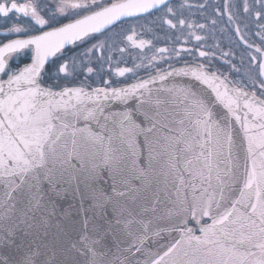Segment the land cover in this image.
Returning <instances> with one entry per match:
<instances>
[{
    "label": "snow or ice",
    "instance_id": "snow-or-ice-1",
    "mask_svg": "<svg viewBox=\"0 0 264 264\" xmlns=\"http://www.w3.org/2000/svg\"><path fill=\"white\" fill-rule=\"evenodd\" d=\"M225 11L264 44V0H0V264H264V48L221 72Z\"/></svg>",
    "mask_w": 264,
    "mask_h": 264
},
{
    "label": "flooded vegetation",
    "instance_id": "flooded-vegetation-1",
    "mask_svg": "<svg viewBox=\"0 0 264 264\" xmlns=\"http://www.w3.org/2000/svg\"><path fill=\"white\" fill-rule=\"evenodd\" d=\"M182 2H183V0H172V3L174 5H177V6ZM197 2H198V0H189V3H192V4H195ZM226 2L227 3H236L237 5H239L240 3H242V0H220V3H226ZM249 2H251V0H249ZM192 11L195 13V16L192 17L193 19L200 20L201 22H204V21H202L200 14L198 12H196L195 8H193ZM232 11H235V9H232ZM153 12H154V15H149L146 18L141 19L139 21V23L151 26L150 21L154 18V16L160 15V13L156 12L155 10ZM186 15H187V13H186ZM244 15L245 14H243L241 11L240 16L243 17ZM214 18L217 19V21H218L217 28L218 29L219 28L224 29L223 32H220V31L216 32V39L219 41L220 47L225 52L231 51L235 54V58L233 59L232 62L234 64H236L237 67H239L241 69V71L240 72H232L226 64L219 63V62H217V66L221 72H225L226 74H228L230 79L235 80V81H243L246 84L247 79H246L244 73L246 71H253V70L250 69L248 66L246 46L244 45V42L240 40V35H244L245 39H247V41L249 43H252L256 46L264 48V44H261L260 37L257 35V33H259L261 31V29L257 26V22L255 21V18H253V19L246 21L248 24L247 28H244L243 24H241V32L239 34H237V33H235L232 24L228 22L227 11H225V14L223 16H219V17L214 16ZM129 21L131 23H137L135 18H130ZM235 22L239 24L240 20L238 19ZM116 30L119 31V29H116ZM136 31L142 32L143 30L141 28H137ZM157 31L159 32V34L161 36L163 35V32L160 31V29L157 28ZM111 34L112 33H109V35H111ZM128 34H131V33H128ZM13 38H15V37H13ZM143 38H150V37H143ZM97 39H102L100 34H96V37L93 40H90L86 44L79 46V48L76 49L75 51H80L85 47L91 46V44H94L97 42ZM210 43H211V41H210ZM121 46H123V45H121ZM158 46H164V44L159 43ZM179 46L180 45L178 44L177 47H179ZM72 54H73L72 51L66 50L65 56L60 58V59L61 60L66 59L69 56H71ZM241 57H243V59H244L243 64H241ZM29 59H30V56L25 59V62H30ZM18 64H19V60H17V65ZM120 66L121 67L131 66V60H129L128 65L121 64ZM253 74H255V73L253 72ZM140 75H144V73L141 72ZM121 79H123V78H121Z\"/></svg>",
    "mask_w": 264,
    "mask_h": 264
},
{
    "label": "rangeland",
    "instance_id": "rangeland-1",
    "mask_svg": "<svg viewBox=\"0 0 264 264\" xmlns=\"http://www.w3.org/2000/svg\"><path fill=\"white\" fill-rule=\"evenodd\" d=\"M57 2H58V0H57ZM48 11H49V13H51L52 9H49ZM60 20H61V22L64 23V22L69 20V17L68 16H63V17H60ZM14 21L17 22V23H28V21L26 19L17 20L16 17H12L11 20H7L6 18L0 17V25H3V24L6 23L8 27H11L12 23Z\"/></svg>",
    "mask_w": 264,
    "mask_h": 264
},
{
    "label": "water",
    "instance_id": "water-1",
    "mask_svg": "<svg viewBox=\"0 0 264 264\" xmlns=\"http://www.w3.org/2000/svg\"><path fill=\"white\" fill-rule=\"evenodd\" d=\"M67 22H68V21H66V22H64V23H67ZM106 190H107V191H111L110 186H106ZM60 203H61V207L64 208V207H67V205H68L69 203H72V201H71V199L69 198V199H66V200H64V201H61Z\"/></svg>",
    "mask_w": 264,
    "mask_h": 264
}]
</instances>
